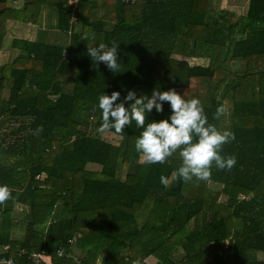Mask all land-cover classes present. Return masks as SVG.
<instances>
[{
    "label": "trees",
    "instance_id": "trees-1",
    "mask_svg": "<svg viewBox=\"0 0 264 264\" xmlns=\"http://www.w3.org/2000/svg\"><path fill=\"white\" fill-rule=\"evenodd\" d=\"M241 1L236 16L215 0H0V185L12 190L0 205L1 256L264 264V0ZM44 9L33 39L10 35L14 23L41 24ZM113 42L120 72L94 67L87 48ZM154 89L198 99L209 123L235 134L220 153L235 157L230 171L172 180L179 153L143 163L135 121L108 131L116 144L99 136L100 95L120 92V103ZM170 115L164 102L145 126Z\"/></svg>",
    "mask_w": 264,
    "mask_h": 264
},
{
    "label": "clouds",
    "instance_id": "clouds-1",
    "mask_svg": "<svg viewBox=\"0 0 264 264\" xmlns=\"http://www.w3.org/2000/svg\"><path fill=\"white\" fill-rule=\"evenodd\" d=\"M87 52L94 67L97 63H103L111 72H120L121 63L118 61L116 42H113L111 47L105 44L89 47ZM120 95V92L113 91L110 96H99L97 107L101 110L102 122L96 131L102 134L114 130L116 134H121L125 126L135 121L136 127L142 129L135 141V149L141 154L143 163L163 164L178 152L181 165L172 172L171 179L179 178L185 183L194 179L198 182L208 181L213 166L218 170L229 171L235 166L234 156L225 157L220 154L222 146L234 140L235 134L228 130H218L215 125L209 123L198 99L185 100L173 89H154L151 96L144 94L140 97L129 90L122 102L115 103L120 100ZM127 102L131 103L126 108ZM164 102L171 108L169 118L145 126L146 114L153 109L157 113L163 112ZM226 112L227 109L220 105L213 118L219 120ZM36 131H42V127L38 126ZM160 183L167 187L170 181L161 175ZM11 193L12 190L7 185H0V205L11 198Z\"/></svg>",
    "mask_w": 264,
    "mask_h": 264
},
{
    "label": "rangeland",
    "instance_id": "rangeland-1",
    "mask_svg": "<svg viewBox=\"0 0 264 264\" xmlns=\"http://www.w3.org/2000/svg\"><path fill=\"white\" fill-rule=\"evenodd\" d=\"M216 4L220 7H223V8H226L228 10H231V11H234L236 16L241 14V13H244L245 11V6L243 4V2L241 0H215ZM223 11V10H221ZM225 15V14H224ZM44 19V18H43ZM46 19L43 20V22H45ZM46 24V22H45ZM24 27V26H22ZM27 28H29L30 26H25ZM21 33H23V31H19ZM3 59L5 60L6 59V52H3L0 54V60ZM99 136L108 141V142H111L113 144H116L119 140V137L117 136H114L112 134H110L109 132H105V133H102V134H99ZM18 235H21V233H16V236L19 237ZM45 259H48V258H45ZM151 262L153 263L154 262V259L151 260Z\"/></svg>",
    "mask_w": 264,
    "mask_h": 264
},
{
    "label": "crops",
    "instance_id": "crops-1",
    "mask_svg": "<svg viewBox=\"0 0 264 264\" xmlns=\"http://www.w3.org/2000/svg\"><path fill=\"white\" fill-rule=\"evenodd\" d=\"M16 3H15V5H16ZM241 14H239V15H241ZM42 16L44 17V19L47 20V10L46 9H44L42 11ZM43 20H42V23L41 24L34 25V26H31L30 25L29 28L22 27V25L20 23H14V25H12L13 27L11 29H9V33H10L11 36L23 35V36H25V37H27L29 39H33L35 37V34H36L37 29H39L41 27H44L46 25L45 24L46 21L43 22ZM19 31H23V33L19 32Z\"/></svg>",
    "mask_w": 264,
    "mask_h": 264
},
{
    "label": "built area",
    "instance_id": "built-area-1",
    "mask_svg": "<svg viewBox=\"0 0 264 264\" xmlns=\"http://www.w3.org/2000/svg\"><path fill=\"white\" fill-rule=\"evenodd\" d=\"M79 235V234H77ZM69 241H73V239H70ZM7 246L4 247L6 249ZM21 254H24V251H21ZM58 255H61L60 252H58ZM30 257L33 259V264H38L39 260H45L47 256L44 255V252H33L31 253ZM0 264H18L12 257H6V256H1L0 255ZM77 264H80L77 262Z\"/></svg>",
    "mask_w": 264,
    "mask_h": 264
}]
</instances>
